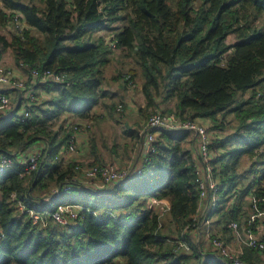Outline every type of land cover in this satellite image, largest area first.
I'll return each mask as SVG.
<instances>
[{
	"label": "trees",
	"instance_id": "1",
	"mask_svg": "<svg viewBox=\"0 0 264 264\" xmlns=\"http://www.w3.org/2000/svg\"><path fill=\"white\" fill-rule=\"evenodd\" d=\"M0 1V24H6L17 10L26 25L22 34L10 29L8 34L0 32V55L10 49L16 63L48 67L64 73L67 80L38 83L51 96L27 106L24 119L22 93L16 107L12 104L0 113V154L7 153L13 160V167L0 171V264H223L213 250L203 251L191 241L187 234L191 226L184 231L188 249L176 242L197 205L188 130H162L155 149L138 158V173L102 187L73 184L67 191L52 192L51 186L68 182L74 163L61 168L57 158L70 130L58 137L50 126L65 112L89 115L103 95L100 87L108 53L114 46L127 48L143 75L140 90L145 103L139 109L146 119L154 111L207 118L220 134L226 116L234 114L232 130L210 144L212 172L219 184L211 213L218 214L225 236L232 232L226 227L231 219L252 230L247 217L242 219V206L252 186L256 196L264 195V23H254L264 13V0ZM125 15L127 23L112 26ZM104 26L114 30L108 36L114 46L102 36L90 37ZM230 35L235 39L227 43ZM137 69L129 67L112 79L127 86L125 77L134 80ZM247 90L246 99L237 98ZM170 100L173 109H157ZM110 106L115 111L116 103ZM40 138L46 142L38 148L36 168L21 173L23 165H17L12 155ZM244 157L254 159L237 172ZM11 190L41 212L60 203L79 204L82 209L67 227L50 222L38 228L14 209L8 199ZM150 196L170 203L159 228L155 214L146 208ZM258 209L264 212V202ZM240 256L249 264L261 259L253 247Z\"/></svg>",
	"mask_w": 264,
	"mask_h": 264
},
{
	"label": "built area",
	"instance_id": "2",
	"mask_svg": "<svg viewBox=\"0 0 264 264\" xmlns=\"http://www.w3.org/2000/svg\"><path fill=\"white\" fill-rule=\"evenodd\" d=\"M70 1V0H69ZM25 25V20L20 11L14 10L10 13L8 21V29L17 34H22ZM109 45L114 46V41H110ZM20 66L26 68L28 73V79H22L17 77L10 67L0 68V85L11 87L14 90L22 92L25 97V103L22 105L21 112L23 118L28 115V108L32 102L38 99V95L32 90L33 84L45 83L52 81L54 83H67L65 74L50 69L48 67L39 68L36 66H28L25 63L20 62ZM128 79V85L133 84V80ZM28 82V85H27ZM12 99L6 92H0V112L5 113L10 109L12 105ZM115 111L121 113L123 111V104L118 101L116 103ZM92 125V121L89 119L81 122H75L71 125V130L65 144L59 148V153L62 151L73 152L77 149L76 134L85 130ZM162 130L177 131L188 130L192 133L191 138V151L194 160V182L197 189V205L196 212L191 218L190 224L185 225L182 231L179 233V238L176 242L179 248L188 249V243L185 240L184 231L190 226L192 230H198L200 223H204L205 237L210 241L213 253L223 264H249L243 260L240 256V243L239 239L235 236L231 245L227 244L223 239L222 234L214 232L208 225L209 212L216 206V200L218 196L219 184L215 178L210 159L213 156V150L210 144L217 137L218 131L210 128L207 125L195 119L182 118L179 115L173 113H162L160 111L152 112L145 121V127L137 130L138 138L141 143V157L146 153L155 149V144L160 139V132ZM41 150L34 149L29 155L22 161L23 170L21 173L30 172L37 166ZM74 163V169L82 173L84 185H94L102 187L111 185L114 182L121 180L132 173L140 172L141 165L139 161H136L131 166H114L112 164H92L88 160H76L70 159ZM69 161V162H70ZM13 167V160L7 153L0 154V171ZM100 182V183H98ZM73 183L68 181L64 184H60L59 187L51 186L50 191L56 192L59 189L67 191L72 188ZM254 187H252L246 194L247 205L252 213L249 220H246L255 230H251L244 223H238L236 220L231 219L226 223V227L232 231L241 229V239L249 247L258 249L261 256L264 257V229L263 225L255 224V220L262 218L261 222H264V212L258 209V204L264 202V195L256 196L254 194ZM8 199L12 203L15 210L23 212L30 222L38 228H44L54 222L60 227H67L72 224L78 216L82 206L75 203H60L57 204L53 210L41 212L32 206H28L21 199L17 197L16 191L11 190L8 194ZM146 208L153 212L157 219V228L161 227L162 220L167 214L170 203L168 199L164 197L150 196L145 201ZM259 223V222H258ZM3 239V232L0 228V243ZM15 264V263H11Z\"/></svg>",
	"mask_w": 264,
	"mask_h": 264
},
{
	"label": "crops",
	"instance_id": "3",
	"mask_svg": "<svg viewBox=\"0 0 264 264\" xmlns=\"http://www.w3.org/2000/svg\"><path fill=\"white\" fill-rule=\"evenodd\" d=\"M102 37L106 41L108 40L107 43L109 44L110 38H106L105 36ZM114 47L112 48L114 49ZM1 67H10V69L17 77L25 80L28 79V73L26 68L20 66L14 61L10 49L3 51L0 55V68ZM117 82H119L120 84L119 80ZM37 84L38 83L33 84L32 87V90H34L35 93L38 95V99L35 101L48 100L51 96V93H49L44 88L38 87ZM123 86L125 87L124 84H122V87ZM110 88L111 90H114L111 91V95L113 96H111L110 94H107L108 96H105V94H103L98 100V102L91 107V110L87 117H79L71 112H65L55 118L53 122H51L50 128L53 131H56L57 136L60 137L61 135L66 134L68 129L71 130V125L75 122H81L86 119L92 121L91 126L87 127L85 130L79 131L76 134L77 149L75 151H62L60 153L58 151L57 158L59 159V164L61 168L67 167V163L72 162L70 161L71 158L79 161L88 160L92 163L112 164L114 166L128 167L134 164L138 160V158L141 157V143L140 139L136 136V131L145 127L146 117L141 113L139 109V107L143 106L144 104L134 103L133 99L131 100L126 94L125 89L118 92L117 97L114 98L116 90L113 85H111ZM4 89H8V92L6 93L12 99L13 106L15 107V104L17 102L19 103L20 101L19 96L22 92L20 93L18 90H14L11 87L0 85V91ZM22 95L24 94L22 93ZM118 101H122L123 104V111L121 113H117L116 111H114L113 107L110 106L111 103L115 104ZM43 107H47L46 104L43 105ZM159 107L162 108L161 105ZM194 119L212 128L211 126L213 125V123L211 119L201 117H195ZM190 135L192 138L191 132ZM219 136L220 134H217V137ZM45 142V139H37L30 146L25 147L23 150L19 151V153L12 155L15 163L17 165H21L22 161L27 155H29L34 149H41V146H43ZM62 145H64V143ZM190 145L191 140L189 141V147H191ZM82 177V173L74 169L70 178H66L65 180L71 181L73 182V184H83ZM37 193V190H35L34 194L36 195ZM243 207L245 208L244 213L242 215V218L244 219L246 214L249 215V213L252 212L249 208L246 209V205H243L242 208ZM211 211L208 214L209 227L214 232L222 234L224 240L229 245H231L234 240V237L236 236L240 241L239 250L241 255L242 252L249 247L241 240V233L237 231H232L230 235L225 236L222 229L224 226L222 222L219 221L220 219L218 217V214H216V212L211 213ZM250 217L251 215L247 217V220H249ZM261 221L262 220L256 219L255 224L263 225L264 229V222ZM201 225L199 226L198 230L191 229L188 231L187 234L190 236V234H192V232L194 231V235L198 236V239L194 240L195 244L198 247L201 246L203 251L211 252L212 247L210 245V241L204 235V229L206 225L203 222ZM190 237L192 238V236ZM261 259L264 261V257L261 256ZM261 259L260 257H258L257 264H260L262 262Z\"/></svg>",
	"mask_w": 264,
	"mask_h": 264
},
{
	"label": "rangeland",
	"instance_id": "4",
	"mask_svg": "<svg viewBox=\"0 0 264 264\" xmlns=\"http://www.w3.org/2000/svg\"><path fill=\"white\" fill-rule=\"evenodd\" d=\"M33 2L38 3V0H33ZM0 5H1V1H0ZM5 11L8 13L9 10L4 8ZM121 23H127V18L126 15L124 16V18L122 19V21H114L112 23V26H119L121 25ZM254 23H256L257 25H262L264 23V13H262V15L254 20ZM111 31H114L113 29L104 26L101 27L95 31H93L90 34L91 38H97L100 35L101 36H105L106 38L108 37L107 35H109V33ZM0 32L8 34L9 30H8V22L6 24H0ZM32 32H35L34 30H32ZM235 39V37L233 35H230L226 38V42L227 43H231L233 40ZM113 50V51H112ZM110 50L109 57H110V61L107 64L106 67V71H105V75H104V80L101 83V87H100V91L102 94H105V96H108L107 94L111 95V91H114L113 89L111 90V85H113V87L116 90V94L114 95V98L117 97V93L122 91V90H126V94L128 95V97L132 100L134 103H142L144 104V97H143V93L141 92V82L143 81V75L140 72V68L139 65L137 64L136 60L134 59L132 53H130V51L127 48L124 47H120L118 49L114 48ZM129 67H135L138 68L137 72L134 76V80H133V84H129L127 86H123L122 87V81L120 79H112V75L115 74H122L127 72ZM120 81L119 82L117 81ZM117 82V83H116ZM264 82V80L262 81ZM262 82L260 84H262ZM250 95V91L247 90L245 91L243 94H240L237 96V98L242 97L243 99H246L248 96ZM113 96V95H111ZM160 97L157 98V100L159 101ZM173 100H170L168 102H166V104H160L162 106V108L158 107L157 109H161V110H165V108H172L173 109ZM167 113V112H165ZM224 127L222 128V132H220V136H224L226 133L230 132L233 128V126L235 125L236 119L233 113H230L226 116V118L224 119ZM264 147V143L262 148ZM254 158H250V157H244V160L242 161V166H240V168H238L237 172H242L245 168H247V166L251 163V161H253ZM249 176H251V174H249ZM100 183V182H98ZM264 183V180H263ZM253 187V186H252ZM246 195L243 196V204L246 205V201L247 198L245 197ZM250 215V213H249ZM248 214H246L245 217L249 216ZM165 218H167L166 216L163 218L162 220V226H163V222L165 220ZM243 219V218H242ZM262 218H259V220H261ZM202 223H200L201 225ZM202 226V225H201ZM255 230L254 228L252 229V231ZM237 232L240 233L241 229H237ZM204 235H205V229H204ZM192 236V238L190 237ZM190 238L191 241L194 242L195 239H198L197 235H194V231L192 232V234H190ZM224 239V238H223ZM242 240V239H241ZM243 241V240H242ZM240 243V241H239Z\"/></svg>",
	"mask_w": 264,
	"mask_h": 264
},
{
	"label": "water",
	"instance_id": "5",
	"mask_svg": "<svg viewBox=\"0 0 264 264\" xmlns=\"http://www.w3.org/2000/svg\"><path fill=\"white\" fill-rule=\"evenodd\" d=\"M18 102L15 104V107L17 106ZM162 145V143H160Z\"/></svg>",
	"mask_w": 264,
	"mask_h": 264
}]
</instances>
